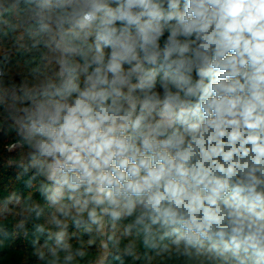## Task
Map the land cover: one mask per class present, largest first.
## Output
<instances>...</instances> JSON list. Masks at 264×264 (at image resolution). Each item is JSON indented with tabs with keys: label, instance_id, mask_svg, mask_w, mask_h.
Segmentation results:
<instances>
[{
	"label": "clouds",
	"instance_id": "9594fccd",
	"mask_svg": "<svg viewBox=\"0 0 264 264\" xmlns=\"http://www.w3.org/2000/svg\"><path fill=\"white\" fill-rule=\"evenodd\" d=\"M0 28L55 65L0 81V131L47 182L57 245L86 213L199 264H264V0H0Z\"/></svg>",
	"mask_w": 264,
	"mask_h": 264
},
{
	"label": "trees",
	"instance_id": "16d2710c",
	"mask_svg": "<svg viewBox=\"0 0 264 264\" xmlns=\"http://www.w3.org/2000/svg\"><path fill=\"white\" fill-rule=\"evenodd\" d=\"M19 36L18 32L0 28V72L5 73L0 81L8 84L23 80L31 85L34 75L50 72L55 65L43 50L22 48L24 41ZM3 123L0 117V125ZM17 139L15 131H0V264H66L67 256L72 257L71 264H93L104 251L101 264H199L196 258L177 255L171 249L162 250L168 241L160 242L154 249L146 248L135 229L125 234L129 220L113 226L105 216L98 230L86 213L78 226L71 217H61L66 225L63 231L67 247L57 245L56 233L61 229L49 222L56 210L43 187L47 182L34 176V170L25 171L26 149L9 150ZM40 228L43 230L39 231Z\"/></svg>",
	"mask_w": 264,
	"mask_h": 264
},
{
	"label": "rangeland",
	"instance_id": "374dc122",
	"mask_svg": "<svg viewBox=\"0 0 264 264\" xmlns=\"http://www.w3.org/2000/svg\"><path fill=\"white\" fill-rule=\"evenodd\" d=\"M26 156L23 155V158H25ZM105 257V251L102 253L101 255V258H99L95 263L93 264H101L102 263V260L104 259Z\"/></svg>",
	"mask_w": 264,
	"mask_h": 264
}]
</instances>
